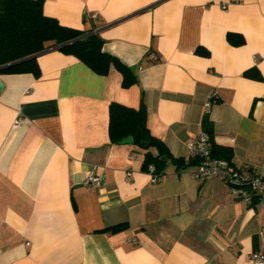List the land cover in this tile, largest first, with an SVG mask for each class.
I'll list each match as a JSON object with an SVG mask.
<instances>
[{"label": "crops", "instance_id": "crops-1", "mask_svg": "<svg viewBox=\"0 0 264 264\" xmlns=\"http://www.w3.org/2000/svg\"><path fill=\"white\" fill-rule=\"evenodd\" d=\"M43 12L98 32L136 80L124 87L114 67L100 75L54 47L36 56L38 75L0 73V264H252L264 203L194 179L197 163L167 160L152 183L143 151L110 141L108 109L143 101L151 133L186 163L208 115L233 165L264 174V0H44Z\"/></svg>", "mask_w": 264, "mask_h": 264}, {"label": "trees", "instance_id": "trees-1", "mask_svg": "<svg viewBox=\"0 0 264 264\" xmlns=\"http://www.w3.org/2000/svg\"><path fill=\"white\" fill-rule=\"evenodd\" d=\"M44 0H0V66L38 54L48 48L80 38L62 46L60 51L74 55L92 71L106 75L111 67L122 74V85L128 87L136 80L131 68L118 57L103 51V38L92 29L81 30L61 24L56 18L43 12ZM226 38L233 44L243 42L242 35L227 32ZM200 52H207L200 50ZM31 72L39 74L36 57H30L0 69V73ZM108 134L113 143H119L127 136L132 137V144L143 151L142 169L147 172L150 165L160 176L167 163L163 156L172 161L177 168L197 163L190 158L186 163L183 157H174L165 143L154 136L147 126V107L141 101L138 108L117 102L109 104ZM202 129L209 135L211 154L222 157L231 164V148L214 142V127L208 115L202 119ZM121 225L99 229V231L116 230Z\"/></svg>", "mask_w": 264, "mask_h": 264}, {"label": "built area", "instance_id": "built-area-1", "mask_svg": "<svg viewBox=\"0 0 264 264\" xmlns=\"http://www.w3.org/2000/svg\"><path fill=\"white\" fill-rule=\"evenodd\" d=\"M98 17L97 12L91 14L92 19ZM148 55L151 60L158 59L157 54L153 51H149ZM216 98L215 92L210 94L205 103V111L216 101ZM20 123V118L15 119V125ZM187 148L189 155L198 160L195 169L192 171L194 179L218 178L226 184L232 195L245 204L264 203V174L258 173L250 164L233 165L225 158L212 155L209 135L205 130L201 129ZM130 158L136 160L137 156L133 154ZM147 173H149L152 183L159 182L162 177L155 172L152 165L149 166ZM131 174V171L126 172L125 178L127 181L131 179ZM85 182L100 186L102 177L91 172ZM250 258L252 264H264V251L253 252Z\"/></svg>", "mask_w": 264, "mask_h": 264}, {"label": "water", "instance_id": "water-1", "mask_svg": "<svg viewBox=\"0 0 264 264\" xmlns=\"http://www.w3.org/2000/svg\"><path fill=\"white\" fill-rule=\"evenodd\" d=\"M80 38H81V37H80ZM80 38H77V39H74V40L68 41V42L63 43V44H61V45L55 46L54 48H55V49H59L60 47L65 46V45H67V44H70V43H72V42H74L75 40H78V39H80ZM38 54H39V53H38ZM38 54H34V55L29 56V57H26V58H23V59H20V60L14 61V62H12V63H9V64H7V65L0 66V69L4 68V67H6V66H9V65L15 64V63H17V62H20V61H22V60H25V59H27V58H30V57H36ZM2 88H3V83H2L1 80H0V92H1ZM132 142H133V140H132V137H131L130 135L127 136V137H125V138H123V139L120 141L121 144H132ZM163 158H164V160H166V161L168 160V157H167L166 155H164Z\"/></svg>", "mask_w": 264, "mask_h": 264}]
</instances>
